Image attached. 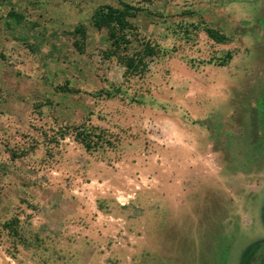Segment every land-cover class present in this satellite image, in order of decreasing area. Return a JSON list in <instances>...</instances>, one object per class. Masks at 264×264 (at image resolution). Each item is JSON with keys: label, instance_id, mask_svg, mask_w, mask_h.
<instances>
[{"label": "rangeland", "instance_id": "obj_1", "mask_svg": "<svg viewBox=\"0 0 264 264\" xmlns=\"http://www.w3.org/2000/svg\"><path fill=\"white\" fill-rule=\"evenodd\" d=\"M124 1L139 75L90 20L118 0H0V264H237L264 207V0Z\"/></svg>", "mask_w": 264, "mask_h": 264}, {"label": "trees", "instance_id": "obj_2", "mask_svg": "<svg viewBox=\"0 0 264 264\" xmlns=\"http://www.w3.org/2000/svg\"><path fill=\"white\" fill-rule=\"evenodd\" d=\"M141 8L130 2L124 0H118L117 5L110 3H99L91 11L90 20L96 28L104 27L106 30V38L108 40V46L103 49L102 55L104 57H114L115 60L123 66L124 72L129 74H142L146 68L144 57L146 55H155L156 52H162V49L155 47L148 40H140L139 49L129 51L128 46L131 40L136 35V27L131 22V18ZM15 17L20 16V14L12 13ZM203 32L213 41L221 42L225 40V35L219 31L217 28L203 25ZM74 34V45L77 49L82 48V39H84L86 34V28L83 24H77L71 31ZM81 38V41L77 40ZM230 51H226L222 57L215 59L208 58L206 62H216L217 64H224L230 58ZM71 90V88H68ZM108 94V93H107ZM64 132L59 133V136H64ZM94 141L90 139L89 132L82 131V129L77 128L75 133V138L84 146V148L89 149L98 144V140H101V133L99 131L95 132ZM105 140V139H104ZM13 220L5 221L3 224L11 229V223ZM15 232V231H14Z\"/></svg>", "mask_w": 264, "mask_h": 264}, {"label": "crops", "instance_id": "obj_3", "mask_svg": "<svg viewBox=\"0 0 264 264\" xmlns=\"http://www.w3.org/2000/svg\"><path fill=\"white\" fill-rule=\"evenodd\" d=\"M264 198V197H263ZM260 209V210H259ZM255 210H257L255 208ZM259 212L256 213L255 220L253 219L254 223L251 225L250 229H245L241 231L238 235V243L240 245L241 251L238 250V261L237 264L241 263V260L243 259V250L247 248H250L253 246L255 243L264 241V207L263 204H260L258 208ZM257 210V211H258ZM247 236V240L245 241L246 243L243 245L240 243V237L241 236Z\"/></svg>", "mask_w": 264, "mask_h": 264}, {"label": "flooded vegetation", "instance_id": "obj_4", "mask_svg": "<svg viewBox=\"0 0 264 264\" xmlns=\"http://www.w3.org/2000/svg\"><path fill=\"white\" fill-rule=\"evenodd\" d=\"M264 251V241H260L255 243L250 248H247L243 250V259L241 260V263L239 264H252L255 257L260 255Z\"/></svg>", "mask_w": 264, "mask_h": 264}]
</instances>
